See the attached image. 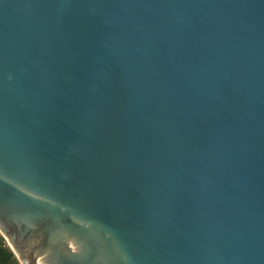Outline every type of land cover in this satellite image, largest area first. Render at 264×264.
I'll list each match as a JSON object with an SVG mask.
<instances>
[{"label":"water","instance_id":"water-1","mask_svg":"<svg viewBox=\"0 0 264 264\" xmlns=\"http://www.w3.org/2000/svg\"><path fill=\"white\" fill-rule=\"evenodd\" d=\"M0 234L20 264H264V0H0Z\"/></svg>","mask_w":264,"mask_h":264},{"label":"trees","instance_id":"trees-1","mask_svg":"<svg viewBox=\"0 0 264 264\" xmlns=\"http://www.w3.org/2000/svg\"><path fill=\"white\" fill-rule=\"evenodd\" d=\"M0 264H20L4 237L0 234Z\"/></svg>","mask_w":264,"mask_h":264}]
</instances>
